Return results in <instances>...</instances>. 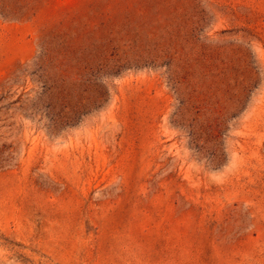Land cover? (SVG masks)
<instances>
[{"label": "rangeland", "instance_id": "rangeland-1", "mask_svg": "<svg viewBox=\"0 0 264 264\" xmlns=\"http://www.w3.org/2000/svg\"><path fill=\"white\" fill-rule=\"evenodd\" d=\"M0 264H264V0H0Z\"/></svg>", "mask_w": 264, "mask_h": 264}]
</instances>
